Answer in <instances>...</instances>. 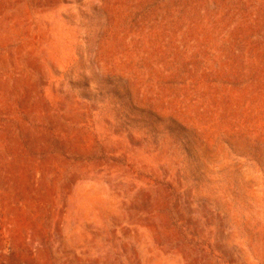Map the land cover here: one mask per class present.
<instances>
[{"label":"rangeland","instance_id":"obj_1","mask_svg":"<svg viewBox=\"0 0 264 264\" xmlns=\"http://www.w3.org/2000/svg\"><path fill=\"white\" fill-rule=\"evenodd\" d=\"M0 264H264V0H0Z\"/></svg>","mask_w":264,"mask_h":264},{"label":"bare ground","instance_id":"obj_2","mask_svg":"<svg viewBox=\"0 0 264 264\" xmlns=\"http://www.w3.org/2000/svg\"><path fill=\"white\" fill-rule=\"evenodd\" d=\"M127 235V234H126Z\"/></svg>","mask_w":264,"mask_h":264}]
</instances>
